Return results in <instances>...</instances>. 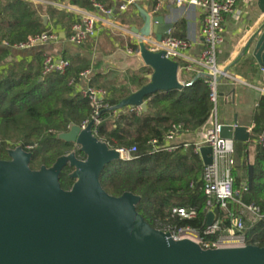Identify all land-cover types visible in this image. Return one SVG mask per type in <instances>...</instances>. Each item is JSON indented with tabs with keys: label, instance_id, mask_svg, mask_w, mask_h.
Segmentation results:
<instances>
[{
	"label": "trees",
	"instance_id": "trees-1",
	"mask_svg": "<svg viewBox=\"0 0 264 264\" xmlns=\"http://www.w3.org/2000/svg\"><path fill=\"white\" fill-rule=\"evenodd\" d=\"M85 1L71 0L70 4L84 6ZM42 11L41 5L35 6L31 1L0 0V41L16 44L45 32L48 27L44 25ZM49 11L52 14L62 13L66 21L59 23L66 27L75 14L64 10ZM9 55L7 48L0 47V159H9V150L18 146L33 153L30 166L34 170L43 165L52 166L57 158L72 151L79 158H84L75 144L59 140L58 135L68 132L73 125L82 126L96 112L90 97L79 88L82 73L91 68L89 56L81 52L70 55L67 59L70 65L65 73L44 75L42 53L30 60L16 61H9ZM185 79L182 89L161 91L146 98L147 111L139 112L130 107L112 109L131 91L124 90L120 98L111 97L110 92L105 90L104 75L91 77L89 87L105 90L107 95L104 100L108 104L107 108L99 111L96 136L111 148L136 146L138 149L137 158L109 164L101 175V183L113 196L125 192L140 196L137 210L155 228L167 231L186 227L203 230L207 227L208 214L212 209L223 230L229 227L232 215L242 216L245 223L242 232L247 243L264 247V147L257 143L264 133V94L254 110L251 141L235 142V147H239L246 158L249 144H255V159L250 162L254 166V176L248 190L243 189L248 181L247 159L238 166L242 174L236 172V163L232 169L235 189L240 191L237 200L261 208L263 218L255 220L234 201H229L227 208L217 203L212 208L208 206L203 189L205 165L192 147L179 145L171 152L152 151L150 142L157 140L163 143L174 126H182L180 133H195L211 116L213 103L205 80L188 75ZM132 81L139 89L149 80L144 72L134 74ZM71 171L70 167H66L61 175V184L65 189L74 183L69 177ZM174 207H194L197 217L191 220L173 217L171 212ZM217 236L210 238L216 239Z\"/></svg>",
	"mask_w": 264,
	"mask_h": 264
},
{
	"label": "water",
	"instance_id": "water-1",
	"mask_svg": "<svg viewBox=\"0 0 264 264\" xmlns=\"http://www.w3.org/2000/svg\"><path fill=\"white\" fill-rule=\"evenodd\" d=\"M143 25L132 27L140 35L139 53L126 55L118 50L114 59L98 55L106 67L152 69L149 82L130 94L112 109L141 107L147 111L146 98L161 91L184 88L179 80V63L168 59L165 52L149 51L142 37L154 35L161 40L173 29L162 15L134 4ZM264 13V0H258ZM46 20V18H44ZM253 55L264 68V25L255 37ZM95 119L86 127L71 126L58 139L75 144V151L60 156L52 166L32 169L33 153L22 146L9 150V159H0V264H264V247L254 244L205 249L188 238H176L171 232L149 224L138 212L141 197L125 192L109 194L101 183L105 168L122 160L117 148L100 140L94 131ZM252 128L222 124L220 136L249 143ZM213 149L203 146L200 156L205 166L211 165ZM248 181L253 182L254 166L247 153ZM66 167L74 180L69 189L61 184ZM215 221L209 212L207 226Z\"/></svg>",
	"mask_w": 264,
	"mask_h": 264
},
{
	"label": "built area",
	"instance_id": "built-area-1",
	"mask_svg": "<svg viewBox=\"0 0 264 264\" xmlns=\"http://www.w3.org/2000/svg\"><path fill=\"white\" fill-rule=\"evenodd\" d=\"M97 12L101 15H96L91 12L81 13L80 18L72 25L69 42L74 45H82L88 39L94 38L99 32V21L109 26L114 27L111 20H106L107 17L114 15L112 8H106L99 0H91ZM239 0H154V9L151 12L152 16L159 15V13L169 6H194L202 10V27L201 36L203 40V49L197 58H192L186 54L190 49L192 42L186 38H180L173 33L168 32L163 35L159 41L154 35L149 37H142L146 48L151 52H165L168 59L179 63V80L185 85V76L189 73H195L197 78H202L207 83L210 93L209 98L213 103V110L210 116L212 125L206 129L203 138L192 143L185 142L182 145L185 148L192 147L193 150L200 154L203 146H210L213 149V162L211 165L204 167L203 183L204 193L208 198V206L212 208L215 204H219L222 208H227L229 201L236 202L242 211L251 214L255 220L263 218L260 206L255 204H245L237 200L240 191L235 189V178L232 173L235 164V142L231 139H223L220 136L221 123H219L217 110L219 104V85L222 79L230 77L229 74L218 66V51L224 41L223 26L225 17L227 15L236 16L238 11ZM135 0H121L119 5L120 12L128 11L129 7L134 5ZM129 34H134L131 29H126ZM136 47H129L127 52L130 54L139 53L138 40L140 35H136ZM59 35L53 31L48 30L39 35L29 37L27 41L10 44L7 41H0V47L11 48L15 51H25L33 49L37 46L48 45L59 41ZM70 65L66 59L57 58L52 54H46L43 61V74L49 75L51 73H65ZM264 73V68H262ZM90 72L82 73V77H89ZM183 75L180 78V75ZM264 94V87L260 88ZM88 95L95 106V114L92 119H95L94 131L96 126L100 123L99 111L107 108L105 103L106 91L89 87L83 91ZM137 111H142L141 107L135 108ZM90 121V120H89ZM89 121L85 122L81 127H86ZM181 125L174 126L171 129L163 143L157 140H152L151 147L153 152L168 151L171 152L178 148L180 144H175L174 140L179 136ZM257 143L264 147V133L260 135ZM121 159L124 161H131L137 158L138 149L136 146L117 148ZM244 190H248L247 183L243 186ZM209 212H213L210 209ZM171 215L180 219H194L197 217V210L194 207H174ZM221 221H215L211 226H207L203 230L194 228H179L173 229L171 232L176 238H188L205 249L223 248L229 246H245L248 245L246 237L242 230L245 228V223L242 216L232 215L231 222L228 228L222 229ZM167 231V230H164ZM218 235L216 239L210 237Z\"/></svg>",
	"mask_w": 264,
	"mask_h": 264
},
{
	"label": "crops",
	"instance_id": "crops-1",
	"mask_svg": "<svg viewBox=\"0 0 264 264\" xmlns=\"http://www.w3.org/2000/svg\"><path fill=\"white\" fill-rule=\"evenodd\" d=\"M26 1L33 2L35 6L41 5L43 9L71 11L75 14L69 20L68 26L66 27L55 18L43 13L42 19L44 25L48 27L46 31H55L60 37L59 41L48 45L37 46L25 51H15L11 48H7L10 51L9 61H16L19 59L30 60L41 53L43 56L52 54L57 58L67 60L70 55L72 56L75 54L70 53L71 49L80 46L70 43L68 39L71 34V23L77 21L81 16L79 11L95 13L98 16L101 15L97 12L91 0H86L84 6L71 5V0ZM99 2L106 8H112L114 10V15L107 17L106 20H111L115 26H107L102 21L103 18H101L102 20L99 21V32L97 36L85 42V44H88L91 50L90 54L92 55L89 56L91 68L87 70L91 74L87 78H81L79 88L84 91L89 88V82L93 75L103 74L106 83H112L115 87H119L121 92H123L122 90H127L131 91L132 94L140 89H138L132 81L133 75L145 72V76L147 77L152 73V69L145 65L138 69L129 68L125 70L106 67L104 61L97 59V56L100 54L104 57L113 58V55L118 50H123L126 55H135V53L130 54L127 52L129 47H136V40L134 34H129L126 29H131L132 27L140 28L143 25V20L140 18L135 5L129 7L126 12H120L118 7L121 0H99ZM135 2L150 13L154 9V0H135ZM237 7L239 13L236 16L227 15L225 17L223 26L224 41L218 51V66L230 76L222 79L220 82L219 100L222 99L225 106H228L231 102H236V98L245 103L246 99L251 97L250 113H245L242 116L236 114L234 121L220 120L219 117L218 120L221 124H234L237 120L239 125L252 128L254 110L258 104L259 98L263 94L260 88L264 87V73L262 72V67L258 64L253 55L255 45L254 37L264 25V13L259 9L258 0H239ZM159 15L164 16L168 24H173L171 33L175 36H180V38L189 39L192 42L186 54L192 58H197L204 46L201 36L202 10L188 5L169 6L162 10ZM44 18H46V20ZM96 42H98L99 45L95 44ZM81 53L86 54V52L82 51ZM124 60V58H113L114 63H122ZM188 76L197 78L195 73H189ZM182 77L183 75L181 74L180 78ZM211 125L212 120L209 119L207 123L195 133H183L177 136L174 143L182 145L185 142L192 143L199 141L203 138L206 129ZM249 158L251 159L250 162L253 163L255 159V150Z\"/></svg>",
	"mask_w": 264,
	"mask_h": 264
},
{
	"label": "rangeland",
	"instance_id": "rangeland-1",
	"mask_svg": "<svg viewBox=\"0 0 264 264\" xmlns=\"http://www.w3.org/2000/svg\"><path fill=\"white\" fill-rule=\"evenodd\" d=\"M42 12L48 14L52 18H55L57 21H61V22L66 21V17L62 13L52 14L51 11H49L47 9H43ZM95 44L99 45L98 42H96ZM81 51L86 52V54H90L91 50L88 47V44L84 43L81 46H77V47H74L73 49H71L70 53L74 54L76 52H81ZM88 56H92V55L90 54ZM119 89H120L119 87H115L112 83L111 84L106 83L105 90L110 92L111 97L120 98L123 95V92H121V90H119ZM122 91H124V90H122ZM126 93L127 92H125V94ZM239 100L240 99L236 98V102H234V103L231 102L228 106L227 105L225 106L222 99H220L219 104H218V110H217V115H218L219 119L224 120V121H234L236 114H238L239 116H242L245 113L249 114L250 113L251 97H248L246 99L245 103L241 102ZM254 150H255V144L250 143L249 144V155L253 154ZM235 157H236V161L235 160L234 161H235L236 166H237L236 172H238V174H242L243 172L241 169L238 168V166L240 167L241 165H243L244 162H246V159H247L246 155H244V153L243 154L240 153L239 147H235L234 159H235ZM250 161H251V159H250Z\"/></svg>",
	"mask_w": 264,
	"mask_h": 264
}]
</instances>
